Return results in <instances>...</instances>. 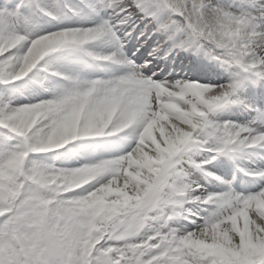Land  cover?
I'll use <instances>...</instances> for the list:
<instances>
[{"label":"snow or ice","instance_id":"obj_1","mask_svg":"<svg viewBox=\"0 0 264 264\" xmlns=\"http://www.w3.org/2000/svg\"><path fill=\"white\" fill-rule=\"evenodd\" d=\"M0 264H264V0H0Z\"/></svg>","mask_w":264,"mask_h":264},{"label":"rangeland","instance_id":"obj_2","mask_svg":"<svg viewBox=\"0 0 264 264\" xmlns=\"http://www.w3.org/2000/svg\"><path fill=\"white\" fill-rule=\"evenodd\" d=\"M131 43L128 45V47L130 48V49H132L131 48ZM135 50V49H134ZM133 50V51H134ZM148 51V50H147ZM147 51H144L143 53L141 52V53H138V56H141V57H146L147 56ZM159 64H160V68L158 69V72H160L165 66H161V63H160V61L158 62ZM86 71H88L89 73H92V74H102V73H100V71H99V69H97L95 66H93V67H90V68H88V69H86ZM169 72H172V73H179V72H177L178 71V69H176V70H174V69H170V70H168ZM238 163H244V161H238ZM219 174V173H218ZM227 178H229L230 179V177H227Z\"/></svg>","mask_w":264,"mask_h":264},{"label":"trees","instance_id":"obj_3","mask_svg":"<svg viewBox=\"0 0 264 264\" xmlns=\"http://www.w3.org/2000/svg\"><path fill=\"white\" fill-rule=\"evenodd\" d=\"M135 35H136V34H135ZM150 43H151V42H150ZM137 44H138V42H137ZM146 46H147L148 49H150L148 45H146ZM181 68H182V70L185 71V72L188 71V68H186L184 65H181ZM180 71H181V70H180Z\"/></svg>","mask_w":264,"mask_h":264}]
</instances>
